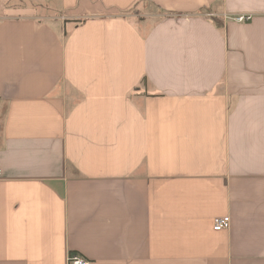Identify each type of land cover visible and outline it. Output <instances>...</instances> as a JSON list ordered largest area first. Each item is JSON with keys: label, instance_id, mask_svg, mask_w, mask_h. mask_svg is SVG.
<instances>
[{"label": "crops", "instance_id": "1", "mask_svg": "<svg viewBox=\"0 0 264 264\" xmlns=\"http://www.w3.org/2000/svg\"><path fill=\"white\" fill-rule=\"evenodd\" d=\"M0 169V264H264V0H0Z\"/></svg>", "mask_w": 264, "mask_h": 264}, {"label": "built area", "instance_id": "2", "mask_svg": "<svg viewBox=\"0 0 264 264\" xmlns=\"http://www.w3.org/2000/svg\"><path fill=\"white\" fill-rule=\"evenodd\" d=\"M251 16H238L235 18L237 22H244L250 20ZM2 175V171L0 169V177ZM231 226L230 217L226 216L223 218H216L214 220V230L215 231H223L228 230ZM67 264H91L88 260L80 257L79 255L71 254L68 258Z\"/></svg>", "mask_w": 264, "mask_h": 264}]
</instances>
